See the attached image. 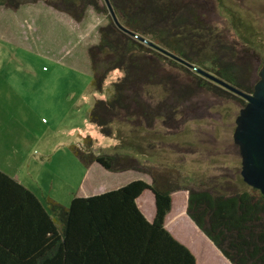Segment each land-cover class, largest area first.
Instances as JSON below:
<instances>
[{"label":"rangeland","instance_id":"374dc122","mask_svg":"<svg viewBox=\"0 0 264 264\" xmlns=\"http://www.w3.org/2000/svg\"><path fill=\"white\" fill-rule=\"evenodd\" d=\"M10 1L21 9L12 16L8 9H17L0 6V33L6 35L0 34V167L18 177L45 205L51 198L69 206L74 196L85 193L86 168L75 149L108 154L126 148L115 119L110 123L113 135L103 133L90 119L95 103L112 97V83L123 76L119 69L112 71L102 91L93 84L88 50L99 43V30L108 24L102 9L108 4L106 0H96L98 7L87 4L78 22L47 0ZM182 1L183 9L196 2L204 16L203 28L192 25L197 30L191 34L195 63L210 73L221 64H238L246 71L248 67L244 86L252 87L264 63V0H208L210 5L204 0ZM158 68L163 83L133 87L140 91V101L150 103L155 112L142 119L133 117L127 133L146 136L145 130L156 129L165 137L145 141L147 151L136 155L141 169H132L131 175H151L152 169L165 174L170 185L179 186L173 196L184 203L183 215L188 217L189 188L203 182L225 184L230 192L249 187L241 183V155L233 139L243 103L215 86L200 87L194 74L167 59ZM148 92L155 95L154 101ZM164 94L165 104L157 100ZM131 110L140 115L134 105ZM120 122L124 125L126 119ZM140 127L145 130L135 133ZM177 235L197 239L186 229L178 228ZM210 251L197 250L200 264H218ZM212 252L221 255L218 249Z\"/></svg>","mask_w":264,"mask_h":264},{"label":"trees","instance_id":"16d2710c","mask_svg":"<svg viewBox=\"0 0 264 264\" xmlns=\"http://www.w3.org/2000/svg\"><path fill=\"white\" fill-rule=\"evenodd\" d=\"M46 2L78 22L84 17L87 4L98 7L96 0ZM109 2L123 28L109 14L108 5L103 7L108 14V24L99 30V43L88 50L90 69L93 84L99 91L104 89L112 71L119 69L123 76L112 83V97L95 103L90 119L108 135L114 134L110 123L115 119L120 126L118 136L126 139V148H122L126 152L96 154L88 149H75L86 167L98 163L112 172L141 169L136 155L147 151L145 141L165 137L159 130L148 131L142 127L136 128L135 133L145 130L146 136L127 133L133 117L142 119L155 112L150 103L140 101V91L133 87L139 84L143 88L141 85L149 82L163 83L158 65L165 64V59L194 74L200 87L215 86L240 100L243 107L247 104L241 96L165 55V50L169 51L201 68L195 63L191 35L197 31L192 25L205 26L196 2L186 4L185 10L182 0ZM204 2L210 5V1ZM2 5L11 9L19 6L10 0H0ZM140 37L153 42L155 47L142 43ZM244 71L238 64H221L212 73L241 91L251 93L259 76L253 86L247 88L244 83L248 67ZM147 94L152 101L156 99L152 92ZM157 100L165 104V94ZM130 102L141 116L134 115ZM122 118L126 119L125 126L120 122ZM148 148L154 150L155 146L148 144ZM150 173L153 184L139 179L101 194L74 196L70 205L64 206L51 198L45 205L34 191L0 169V264H198L191 250L165 227L166 216L172 208V193L179 186L170 185L169 178L155 169ZM241 183L247 185L242 177ZM147 189L153 190L156 197L152 222L137 205V198ZM230 190L225 184L217 187L204 182L189 188L187 213L232 264H264V195L250 186Z\"/></svg>","mask_w":264,"mask_h":264},{"label":"water","instance_id":"95a60500","mask_svg":"<svg viewBox=\"0 0 264 264\" xmlns=\"http://www.w3.org/2000/svg\"><path fill=\"white\" fill-rule=\"evenodd\" d=\"M106 2L115 22L120 28H123L110 2L108 0ZM139 39L142 43L155 47L154 43L148 39L141 37ZM165 55L191 67L198 75L241 96L247 102L236 118L233 139L239 147L242 164L241 176L244 182L250 187L260 190L264 195V63L258 71L259 80L255 83L253 92L246 93L215 74L195 67L169 51L165 50Z\"/></svg>","mask_w":264,"mask_h":264},{"label":"crops","instance_id":"0c3cea01","mask_svg":"<svg viewBox=\"0 0 264 264\" xmlns=\"http://www.w3.org/2000/svg\"><path fill=\"white\" fill-rule=\"evenodd\" d=\"M20 9H17L18 11H14V10L11 11L8 9V11L12 13V16H15L20 11ZM10 19H13V18H8L7 20H10ZM1 23H3V20L1 18V14H0V25H1ZM0 34H2V33H0ZM2 35H4V34H2ZM4 36H6V35H4ZM125 152H126L125 150H122V149L119 150L118 148H116L114 150V152H111L108 154L125 153ZM147 166H149V165H147ZM85 168H86V175L84 176V179H85V181H84V183H85L84 192L85 193H83L82 195H78V196H92V195L101 194V193H104V192H107V191H110L113 189H117V188L122 187V186H124V185H126L132 181L139 180L142 178H144L142 180L146 181L149 184H153V182H154L153 177L150 174H148V172H144L143 173L144 175H131L132 169L119 171V172H112V171H109V170L103 168L98 163H92L89 167L85 166ZM94 168L97 169L99 172L97 184H94L92 182V180L94 179L93 174H92V171ZM0 169L2 171L6 172L7 174L11 175L10 173L5 171L1 167H0ZM159 170L165 171L164 168L159 169ZM13 177L18 179L20 182H22L18 177H16V176H13ZM98 186L99 187L102 186V188H97ZM174 192L172 193V200H173L172 208H171L170 212L167 214L166 219H165V227L167 228V230L177 240H179L181 243L186 245L191 250V252L196 257L198 264H200V263H199V258L197 256L196 252H197V250L200 251L201 248L211 250L210 253H211L212 257L217 255L216 261L218 262V264H232L219 251V249L213 244V242L205 235V233H203L199 229V227L194 223V221L189 217V215H188V217H185L183 215V211L185 210L184 203L177 202L178 200H176L175 197L173 196ZM155 201H156V197H155L153 190H151V189L145 190L137 198L138 207L140 208V210L143 212L145 217L150 222H152L154 220L155 214H156V202ZM178 228L186 229L189 232L196 234L197 239L195 238L194 240L189 241L186 238H182L180 235H177V229ZM212 249H216V250L218 249V251L221 253V255H218L217 253L212 252Z\"/></svg>","mask_w":264,"mask_h":264}]
</instances>
